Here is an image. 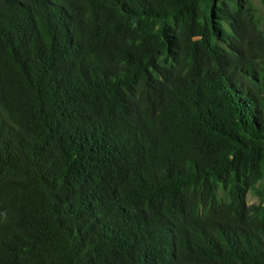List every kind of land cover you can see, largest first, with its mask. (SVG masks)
Returning a JSON list of instances; mask_svg holds the SVG:
<instances>
[{"label": "trees", "instance_id": "obj_1", "mask_svg": "<svg viewBox=\"0 0 264 264\" xmlns=\"http://www.w3.org/2000/svg\"><path fill=\"white\" fill-rule=\"evenodd\" d=\"M0 264H264V0H0Z\"/></svg>", "mask_w": 264, "mask_h": 264}, {"label": "rangeland", "instance_id": "obj_2", "mask_svg": "<svg viewBox=\"0 0 264 264\" xmlns=\"http://www.w3.org/2000/svg\"><path fill=\"white\" fill-rule=\"evenodd\" d=\"M255 4L259 7L260 9V0H254ZM247 202L248 205H252V204H257L258 203V199L254 198V196H252L251 194L248 196L247 198Z\"/></svg>", "mask_w": 264, "mask_h": 264}]
</instances>
